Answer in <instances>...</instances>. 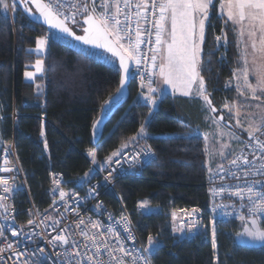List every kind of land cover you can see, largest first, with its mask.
I'll return each instance as SVG.
<instances>
[{
  "label": "trees",
  "instance_id": "16d2710c",
  "mask_svg": "<svg viewBox=\"0 0 264 264\" xmlns=\"http://www.w3.org/2000/svg\"><path fill=\"white\" fill-rule=\"evenodd\" d=\"M224 20L218 8L211 13L202 45L201 75L216 113H221L224 102L234 99L235 90L227 86L238 67L236 35ZM222 28L227 44L221 41L217 47L215 37L221 35ZM50 33L53 38L41 58L43 76L30 83L24 73L39 57L29 50L35 48L38 37ZM106 59L33 24L18 7L12 19L0 9V135L5 143L13 142L29 191L15 195L19 221L29 218V200L39 210L48 207L46 188L51 172L62 174L65 189L82 191L78 182L92 168L88 150L95 149V165L99 168L145 124L144 137L133 146L148 143L156 159L145 167L141 178L116 182L119 198L105 192L102 199L115 211L123 205L145 246L149 234L156 238L157 244L149 254L152 263L214 264L215 256V264H264V245L239 246L232 239L240 231L241 222L215 225L213 251L204 183L208 174L205 141L193 133L195 125L201 126L209 112L201 100L165 94L150 115L147 104L135 100L137 84L130 80L126 101L109 116L98 143L94 142V122L119 87L116 63ZM38 85L43 91L37 95ZM143 200L154 210L145 214L136 209ZM193 207L203 211V231L180 238L171 231L170 212ZM260 223L264 225V221Z\"/></svg>",
  "mask_w": 264,
  "mask_h": 264
},
{
  "label": "snow or ice",
  "instance_id": "6c2138e0",
  "mask_svg": "<svg viewBox=\"0 0 264 264\" xmlns=\"http://www.w3.org/2000/svg\"><path fill=\"white\" fill-rule=\"evenodd\" d=\"M22 7L29 17L38 14L44 24L49 29L55 30L61 36L71 37L72 40L78 41L83 45L91 46L94 49H102L114 60L118 61L119 87L116 89L117 94L121 93L126 87V81L130 73V64L136 65L137 72L141 67L144 71L140 73L141 89L140 98L147 104L149 114L151 115L153 107L157 100L164 93V86L171 90L173 94L181 96H198L203 101V106L210 113L217 112L212 106L210 93L207 92L205 80L201 75L202 72V45L206 42V28L211 23V13L218 8L219 16L224 20V24L231 23L233 32L236 35V46L238 51V67L233 70L232 81H235V89L239 97H243V101L234 100L233 102H225L224 108L227 109L236 119L237 128H243L248 133V142L244 143V147L248 152H241L230 161V167L227 173L239 179L237 173L232 172L231 167H244L245 176H264V140L260 136H264V0H219L218 5L214 0H69L66 4L64 0H23ZM33 8L35 11L33 12ZM0 9L5 13L11 10L13 13L17 10L15 2L9 3L8 0H0ZM135 9V11H133ZM150 17V18H149ZM82 19V24H81ZM73 25L74 27H69ZM147 25V27H146ZM74 28L82 29L83 34H76ZM225 29H221V35L215 37L217 47L223 41L227 44V37L224 35ZM144 37H147L145 40ZM53 38V34H47L38 37L35 41V48L30 52H35L38 56L44 53L45 47L49 40ZM147 44V50L141 47ZM35 72L25 71L24 76L28 80H33L37 73L44 71L43 60L38 58L33 65ZM250 77L255 78V83L251 82ZM147 81V83H145ZM156 84V87H153ZM38 90H39V86ZM246 101H254L256 103H246ZM105 103H108L107 101ZM246 108H254L255 112L248 113L249 119L245 127L239 117ZM206 120L209 118L205 117ZM224 117H212V124L216 125L214 133H204V139L209 140L210 136L225 137L228 136L233 140H240L235 132L227 131L221 126L220 121ZM147 122V118H146ZM99 121L94 122L95 128ZM41 135H44L43 126ZM145 135V124L140 126L139 131L127 138L121 143V146L114 150L101 164V168L105 165H111L113 162L120 163L115 157H123L127 162L129 159L132 163L137 162L141 153L147 157L151 153V148H142L140 152H133L128 156H124V149L133 145V142H139ZM219 148L215 145L209 148L205 145L206 164L211 163L217 155L225 156L224 149L229 147L226 143H220ZM47 147V145H45ZM7 151V150H5ZM88 157L92 163H97L95 149L88 150ZM253 158L250 160L248 157ZM256 161H259L257 165ZM4 165H10L8 159H4ZM131 166V165H130ZM220 172H224V166H217ZM11 166L0 167V172H12ZM92 169L84 173L81 180L87 181ZM114 171V170H113ZM209 178L214 174L213 169L209 166ZM53 175L52 192L59 194V200L63 202L65 211L69 209V200L66 197L71 196L76 200V193H69L61 186V181ZM112 173L109 172V177ZM108 178L106 177V180ZM224 179V176H220ZM14 180V177H13ZM260 184V190H257L256 184ZM0 188L5 194H9L16 187L14 183H9L8 179H0ZM212 197L220 196L224 192H228L230 196L237 197L241 201L247 199V204L241 203V208H247L246 215H238L237 218L242 221L243 230L237 233L240 238H247L252 242L264 243V225L258 222L260 217H264V181H255L247 187H235L234 189L219 187L210 190ZM95 193V188H91L89 196ZM7 197L0 195V211L7 213L3 219L8 220L11 213L9 205L5 203ZM147 200L138 203L139 209H145L148 205ZM56 200H53V205ZM97 209L102 205L97 204ZM226 205L216 204V208H226ZM72 211L79 216L76 208ZM199 209L192 208L186 212L185 218L180 219V228L177 229L175 224L178 220L177 212L171 213V219L174 227L173 232L184 231L187 229L191 232L197 229L201 223L198 219ZM39 215V213H37ZM225 215L230 213L225 212ZM31 216V212L29 213ZM52 220L55 227H59V220L45 216L39 221V225L48 227L46 221ZM111 219V217H109ZM212 224V246L213 251L216 249V231L215 223ZM28 225H33L34 220L29 219ZM120 225L126 237H122L117 231L115 225L106 226L105 228L98 220L85 221L83 217L76 224L78 235L83 238L84 248L97 249L93 252L91 249L85 253L83 259L88 264H104L102 256H108L107 264H151L150 253L157 244V240L151 234L147 237V245L143 247V254L133 249H128L125 240H135V236L131 230V222L129 218L121 214L120 220L116 221ZM37 225V226H39ZM84 225L88 230L80 228ZM5 231H9L12 237H21L23 229L19 231L11 225L4 229L0 225V238H3V246H0V261L7 264L4 260V254L11 252L16 257L12 264H18L23 257L15 251L13 243L9 242L5 236ZM25 235H27L25 233ZM101 237H104L102 240ZM70 229L65 227L59 234L53 236L48 244L57 246L66 245L70 242ZM115 240V245L109 241ZM72 247L76 248V241H71ZM102 250V251H100ZM40 253H44V248L39 249ZM119 253V256L115 255ZM79 257L80 252H74ZM130 257L131 259H125ZM215 264V256L213 258ZM24 264H29L27 260ZM76 264H80L78 260Z\"/></svg>",
  "mask_w": 264,
  "mask_h": 264
},
{
  "label": "built area",
  "instance_id": "2783aa9c",
  "mask_svg": "<svg viewBox=\"0 0 264 264\" xmlns=\"http://www.w3.org/2000/svg\"><path fill=\"white\" fill-rule=\"evenodd\" d=\"M47 2V0H45ZM69 2V0H68ZM67 2V3H68ZM97 3H99V0H96ZM66 3V4H67ZM135 11V9H133ZM150 18V17H149ZM73 26V25H71ZM74 27V26H73ZM147 27V25H146ZM146 40L147 37H144ZM141 47L145 50L149 47L147 44H142ZM144 71L143 67H141L140 72H137L136 65L130 64V78L131 80L137 84V92L135 100L141 99L140 98V92L145 91V89H141L140 82H141V75ZM147 83V81H145ZM154 85V84H153ZM142 100V99H141ZM144 104H146L143 101ZM257 136L264 140V136H260L259 133H257ZM248 142V137L244 140L241 148L233 155L229 156L225 162H223L221 165L224 166L225 171L220 172L218 167L213 169L214 174L212 175L211 179L209 178V171L208 174L205 177L204 183L206 187V195H208V208H207V215L208 218L213 220L215 225L217 223H225L228 221H234L236 223L242 222L240 219L237 218L238 215H246L247 208H241V203L247 204V199L244 201H241L237 197L230 196L228 192L222 193L220 196L212 197L210 190L212 188H219L221 186L234 189L235 187H247L249 184L255 182V181H264V176L256 175V176H245L244 173V167H231L232 172L237 173L239 176V179H237L235 176H232L227 173V169L230 167V161L236 156L240 155L241 152H248V149L245 148L243 145L244 143ZM150 146L148 143H144L142 145H136L133 146L127 150H124V156H128L129 154L133 152H140L142 148H147ZM151 153L145 157L141 153L140 158L137 160V162L132 163L131 160L125 161L123 157H115L113 158L115 160H120V163L113 162L111 165H105L103 168L97 167L95 164L92 163V160L90 158L89 163L92 167V175L88 179L87 182L80 185V188L83 189L82 191H75V190H69L65 189V179L63 178L62 174L53 171L49 174V185L46 188L47 190V196H48V202L49 205L43 210H39L38 207L34 204V202H31L29 200V206L26 209V213L29 215L31 212V216L29 215V218L25 220L24 222L19 221L18 210L16 208L15 201V195L19 193L20 191L26 192L28 194V187L24 180V175L22 169L19 167V164L17 162V157L15 153V146L13 142H4L2 135H0V167H7L11 166L13 168L12 172H0V179H8L9 183H14L15 188L12 190L11 193L5 194L2 191H0V195H5L7 197L5 203L9 205V212L11 215L9 216L8 220L3 219L4 215H7V213H3L0 211V225L4 227V229H7L9 225H11L16 230L23 229V232L21 233V237H12L11 233L9 231H5V236L8 238L9 242L13 243L15 251L20 253V255L23 257L22 260L18 262V264H24V261L27 260L29 264H76V262L79 260L80 264H88L87 260H84L83 257L85 253L89 252L91 249V246L89 244V248H84L83 244L85 241L81 236L78 235V229L76 227L77 222L81 217L85 221L92 219V220H98L102 225L105 226L103 231H106V226L108 225H115L117 231L120 233L122 237H126V233L123 232V229L120 227V225L116 224V221L120 220L121 214L123 213L126 215L130 222H131V230L135 236V240H125V245L128 249L135 248L136 250L140 251L143 254V247L145 245L142 243L139 233H137L135 225L133 221H131L130 215L127 210L123 207L121 204L120 211L112 210L106 202L102 199V194L105 192L113 193L116 198L118 197V194L115 189V184L118 180H123V178H141L143 175V170L145 167L151 162H153L156 159V152L153 151L152 147ZM7 150V151H5ZM250 160H252V156L249 155L248 157ZM4 159H8L10 161V165H4L3 161ZM257 165L259 164V161H256ZM131 165V166H130ZM114 170V171H113ZM109 172L112 173L111 177H109ZM55 174L56 178H58L61 181V186L64 187V190L69 193H76V200H73L71 196L66 197V199L69 200V209L68 211H65V208L63 206V202L59 200V194L53 193V175ZM224 176V179H220V176ZM14 177V180H13ZM106 177L108 178L106 180ZM3 186L0 185V188ZM91 188H95V193L92 196H89V191ZM257 190H260V184H256ZM56 200V204L53 205V200ZM97 204L102 205L101 208L97 209ZM216 204H223L226 205V208H216L215 211H213V207ZM75 207L77 212H79V216L76 215L75 212L72 211V208ZM149 207V206H148ZM197 208V207H193ZM138 210V207H136ZM192 208H182V210H175L177 212V216L182 218H185L186 212ZM199 209V208H197ZM198 213V219L202 221L203 217V211L199 209ZM174 210H171V213ZM228 212L230 215H225L224 213ZM39 213V215L37 214ZM45 216H50L52 219L59 220V227H55L52 224V220L49 219L46 221L48 224V227H43V225H39V221L43 219ZM111 217V219H109ZM34 220L33 225H28L27 221L29 219ZM259 222L264 221V217H260ZM39 225V226H37ZM212 225V224H211ZM65 227L70 229V242L66 245L59 246V242H56L57 246H53L51 244H48L47 241L51 240L53 236H56L60 233L62 229ZM81 229L87 231L88 229L84 227V225L80 226ZM173 228V227H172ZM25 233L27 235H25ZM103 240L104 237H101ZM76 241L77 247L73 248L71 241ZM111 244L115 245V240L109 241ZM0 246H3V238H0ZM44 248V253H40L39 249ZM91 251L95 252L97 249H91ZM102 251V250H100ZM74 252H80L81 255L79 257L75 256ZM115 255L119 256V253H115ZM151 258V256H150ZM108 256L103 255L102 261L104 264H107ZM125 259H131L130 257H125ZM4 260L7 261V264H12V261L16 260V257L12 255L11 252H6L4 254ZM0 264H4L3 261H0ZM151 264L152 260H151Z\"/></svg>",
  "mask_w": 264,
  "mask_h": 264
},
{
  "label": "rangeland",
  "instance_id": "374dc122",
  "mask_svg": "<svg viewBox=\"0 0 264 264\" xmlns=\"http://www.w3.org/2000/svg\"><path fill=\"white\" fill-rule=\"evenodd\" d=\"M8 2L11 4V3L14 2V0H8ZM2 12L4 14H6L10 19H12L13 16H14V13L11 10H9L7 13H5L3 10H2ZM225 19H226V17H225ZM98 53H99V56L101 58H105V59L107 58L106 60L111 61V62H114L107 55H105L103 53H100V52H98ZM34 64H35V62L33 63V65ZM38 74L39 73H37L36 76H38ZM250 80H251V82L255 83V78L254 77H250ZM227 87H230L233 90H235V95H234L233 101L234 100H241V101H243L244 98L243 97H239L238 93L236 92V89H235V81H232L231 80L230 81V84H228ZM165 93H170L171 95H174V96L179 95L178 93L177 94H173L171 92V90L168 89L166 86H164V93L163 94H165ZM246 103H256V102H254V101H246ZM224 104H225V102L220 107V112L221 113H219V112L218 113H216V112L215 113L207 112V114H208L207 116L209 118L207 120L205 118L204 119V123L201 126L195 125L193 133L198 134L200 137H203V138H204V133H214L215 128H216V125L212 124L211 118L212 117H217L218 118V117L223 116L224 119L220 121L221 126H223L229 132H235L240 137V140L239 141L233 140V139H230L228 136H225V137L210 136V138H209L208 141H206L204 139L205 145L207 144L209 148H212L214 145H215L216 148H219L220 145L216 143L217 140H219L220 143H226V144L229 145V147H227V148L224 149L225 156L224 157H220L219 155H217L215 157V159H213L211 161L210 165L209 164H206L207 165V168H209V166H210L212 169H215L218 165H221L223 162H225L226 159L229 156L235 154L241 148L244 140L248 137V133L246 131H244L243 128H237V127H235V125H236V119L230 118L232 116V113H230L227 109L224 108ZM255 111H256V109H254V108H246L244 110L243 114L239 117V119L243 122V124H244L245 127L247 126V121L250 118L249 115H248V113L255 112ZM131 147H133V145L132 146H129L128 148H131ZM128 148H126V149H128ZM126 149H124V150H126ZM91 175H92V172L90 173V176ZM84 182L85 181H83V180L80 179L78 183L80 185V184H82ZM152 210H154V209L148 207V205H147V207L145 209H142V210H139V211H141L142 213H145L146 214L147 212L150 213ZM180 219L181 218L178 217V220H177V222L175 224V227L177 229L180 228ZM170 220H171V231H173V228L172 227H174V224H173V221L171 219V216H170ZM201 223H200V225H199V227L197 229H193L191 232H188L187 229H185L182 232L181 231L173 232V234L177 235L180 238H183V237L190 238V237L194 236L195 233L200 232L201 230L203 231L202 226H201ZM212 227L213 226L210 224L211 236H212ZM242 230H243V224H241L240 231L239 232H241ZM237 233H235L233 235V238L232 239L239 246L243 245V246H247V247H252L253 248V247H259V246H263L264 245V243H261V242H252V241H249L247 238H240V237L237 236Z\"/></svg>",
  "mask_w": 264,
  "mask_h": 264
},
{
  "label": "water",
  "instance_id": "95a60500",
  "mask_svg": "<svg viewBox=\"0 0 264 264\" xmlns=\"http://www.w3.org/2000/svg\"><path fill=\"white\" fill-rule=\"evenodd\" d=\"M14 2L17 5V7L21 10L22 14H24L33 24L41 25L44 29H48L50 32L54 33L56 36L61 37L62 39L68 40L70 42H73L81 48L84 47L90 51L100 52V53L107 55L109 58H111L113 61H115L117 69H118V66H119L118 61H116L112 57H110L109 54L104 53L102 49H94L91 46L83 45L78 41L72 40L71 37L61 36L58 33H55V30L49 29L48 26L46 24H44L43 20L38 17V14H36L35 16L29 17L27 15V13L24 12L23 7H22L23 0H14ZM64 2L67 3L68 0H64ZM34 11H35V9L33 8V12ZM80 22L82 24V19ZM69 27H73V26L69 25ZM74 30H75L76 34H78V35L83 34L82 29H80V28H74ZM130 80H131V78H130V73H129L128 79L126 81V87L123 89V91L119 94H117V93L114 94L113 97L108 99V101H107L108 103L103 104L102 111L97 118V121H99V123L96 125L95 128L94 127L92 128L93 134L95 136V140H94L95 143H98L99 135L102 132V128H103L104 124L109 120V116L113 113V111L118 106H120L122 103H124L126 101V99L128 97V95H127L128 90L127 89H128V85H129Z\"/></svg>",
  "mask_w": 264,
  "mask_h": 264
},
{
  "label": "crops",
  "instance_id": "0c3cea01",
  "mask_svg": "<svg viewBox=\"0 0 264 264\" xmlns=\"http://www.w3.org/2000/svg\"><path fill=\"white\" fill-rule=\"evenodd\" d=\"M46 48H47V45H46V47H45V50H46ZM33 49H34V48H33ZM31 53H34L36 56H38L35 52H31ZM45 53H46V52L44 51V53L39 54L38 57L41 59V58L45 55ZM28 71H31V72H34V71H35L33 65L29 66ZM42 74H43V72H42V73H39L38 76H35L33 80H27L26 78H25V80H27V81L30 82V83H34L35 80L38 79V77L43 76ZM36 75H37V74H36ZM38 86H39V85H38ZM36 87H37V86H36ZM153 87H156V84H154ZM42 91H43V88H42L41 86H39V90H38V87L36 88V94H37V95H38V94H41ZM165 94H169V95H171L170 93H165ZM165 94H163L162 96H164ZM162 96H161V97H162ZM171 96H174V95H171ZM177 96H180V95H177ZM182 97H185V98H188V97H189V98H193V99L201 100L198 96L195 95V92L193 93L192 96H187V97H186V96H182ZM201 101H202V100H201ZM202 102H203V101H202Z\"/></svg>",
  "mask_w": 264,
  "mask_h": 264
}]
</instances>
